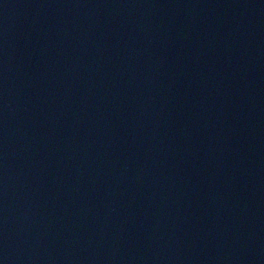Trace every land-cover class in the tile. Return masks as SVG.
<instances>
[{"label":"water","instance_id":"95a60500","mask_svg":"<svg viewBox=\"0 0 264 264\" xmlns=\"http://www.w3.org/2000/svg\"><path fill=\"white\" fill-rule=\"evenodd\" d=\"M0 264H264V0H0Z\"/></svg>","mask_w":264,"mask_h":264}]
</instances>
